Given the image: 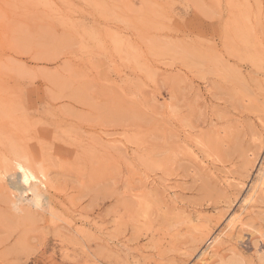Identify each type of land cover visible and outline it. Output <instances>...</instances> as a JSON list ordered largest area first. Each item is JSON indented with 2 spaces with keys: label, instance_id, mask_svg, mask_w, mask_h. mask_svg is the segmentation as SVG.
I'll list each match as a JSON object with an SVG mask.
<instances>
[{
  "label": "rangeland",
  "instance_id": "1",
  "mask_svg": "<svg viewBox=\"0 0 264 264\" xmlns=\"http://www.w3.org/2000/svg\"><path fill=\"white\" fill-rule=\"evenodd\" d=\"M0 264H264V0H0Z\"/></svg>",
  "mask_w": 264,
  "mask_h": 264
},
{
  "label": "bare ground",
  "instance_id": "2",
  "mask_svg": "<svg viewBox=\"0 0 264 264\" xmlns=\"http://www.w3.org/2000/svg\"><path fill=\"white\" fill-rule=\"evenodd\" d=\"M19 173H20L19 182L21 183V185L18 186L19 189L22 190V192H25L26 194L31 195L30 201L34 205L40 206V204H42L41 203L42 195L38 189V187H39L38 186V183H39L38 179L34 176V174L30 170L25 168L23 165H19ZM219 242H220L219 236L213 238L212 241L210 242V245H208V247L206 249H204L203 251L200 252L199 258H198L199 262H205L209 251L210 250H216Z\"/></svg>",
  "mask_w": 264,
  "mask_h": 264
}]
</instances>
